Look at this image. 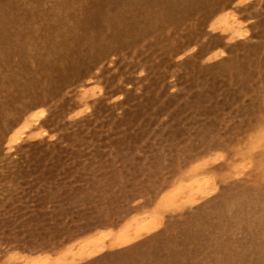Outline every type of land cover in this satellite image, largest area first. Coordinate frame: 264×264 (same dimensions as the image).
I'll return each mask as SVG.
<instances>
[{
	"label": "rangeland",
	"instance_id": "rangeland-1",
	"mask_svg": "<svg viewBox=\"0 0 264 264\" xmlns=\"http://www.w3.org/2000/svg\"><path fill=\"white\" fill-rule=\"evenodd\" d=\"M0 264H264V0H0Z\"/></svg>",
	"mask_w": 264,
	"mask_h": 264
},
{
	"label": "bare ground",
	"instance_id": "bare-ground-1",
	"mask_svg": "<svg viewBox=\"0 0 264 264\" xmlns=\"http://www.w3.org/2000/svg\"><path fill=\"white\" fill-rule=\"evenodd\" d=\"M186 3V2H185Z\"/></svg>",
	"mask_w": 264,
	"mask_h": 264
}]
</instances>
